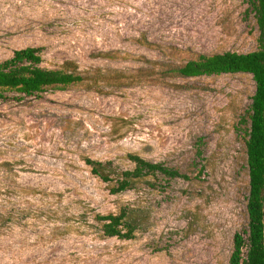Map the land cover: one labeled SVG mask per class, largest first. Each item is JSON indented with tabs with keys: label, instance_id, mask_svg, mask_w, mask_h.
<instances>
[{
	"label": "rangeland",
	"instance_id": "374dc122",
	"mask_svg": "<svg viewBox=\"0 0 264 264\" xmlns=\"http://www.w3.org/2000/svg\"><path fill=\"white\" fill-rule=\"evenodd\" d=\"M246 5L0 0V61L39 46L42 67L69 59L126 75L96 89L74 84L0 99V264H227L232 234L246 223L243 137L235 127L253 81L240 72L161 76L158 63L254 50ZM128 153L188 179H140L111 193L112 183L83 160L125 169ZM121 206L141 216L133 237L103 236L93 215Z\"/></svg>",
	"mask_w": 264,
	"mask_h": 264
},
{
	"label": "trees",
	"instance_id": "16d2710c",
	"mask_svg": "<svg viewBox=\"0 0 264 264\" xmlns=\"http://www.w3.org/2000/svg\"><path fill=\"white\" fill-rule=\"evenodd\" d=\"M245 14H252L256 27V47L247 52L222 51L198 53L181 64H162L159 75L194 77L221 73H247L253 81L250 102L238 117L236 130L242 133L247 177L245 195V228L233 232L231 251L227 264H264V0H245ZM112 52L102 55L111 57ZM147 61V60H146ZM41 47L25 46L14 49L8 58L0 61V99L39 97L47 88H65L83 84L96 89L99 82L126 77L115 69L99 67L80 69L73 60H63L56 68L40 65ZM8 93H12L8 95ZM243 125V126H240ZM130 168H116L110 160H94L85 157L84 163L91 174L101 181L111 182L110 192L118 193L133 187L140 179L161 177L169 179L188 176L176 168L158 161H150L136 154H126ZM148 184H152L147 180ZM133 208L121 206L116 212L95 213L103 236L130 239L140 223V215Z\"/></svg>",
	"mask_w": 264,
	"mask_h": 264
}]
</instances>
